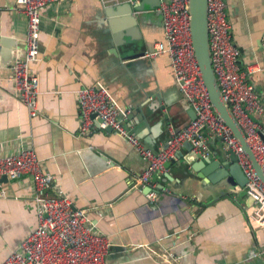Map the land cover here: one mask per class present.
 I'll list each match as a JSON object with an SVG mask.
<instances>
[{
    "label": "crops",
    "instance_id": "crops-1",
    "mask_svg": "<svg viewBox=\"0 0 264 264\" xmlns=\"http://www.w3.org/2000/svg\"><path fill=\"white\" fill-rule=\"evenodd\" d=\"M152 2L46 5L41 59L32 66L41 91L39 115L32 118L12 81L13 67L25 54L27 19L17 0H0V155L35 150L54 177L50 193L69 195L87 211L88 223L109 237L107 264H264V225L250 220L254 204L245 187H229L228 177L214 182L176 155L154 177L168 191L153 202L148 188L136 184L147 161L130 141L97 120L82 130L77 90L97 82L129 109L125 128L155 151L166 145L170 127L178 130L193 119L168 55L139 58L164 36L161 2ZM227 4L238 61L243 68L254 66L249 80L264 105V0ZM127 43L133 46L128 54L137 57H126ZM254 120L264 133V119ZM207 145L200 159L215 160L228 150L220 137L208 138ZM179 151L191 152L186 144ZM33 195L29 175L0 179V261L37 228Z\"/></svg>",
    "mask_w": 264,
    "mask_h": 264
},
{
    "label": "built area",
    "instance_id": "built-area-1",
    "mask_svg": "<svg viewBox=\"0 0 264 264\" xmlns=\"http://www.w3.org/2000/svg\"><path fill=\"white\" fill-rule=\"evenodd\" d=\"M63 1L70 0H17L19 9L27 19V35L24 57L13 67V91L32 118L39 115L38 99L41 94L39 80L32 66L41 59L39 36L42 10L48 4ZM137 1L99 0L104 6L136 4ZM189 1L161 2L158 10L162 16L163 39L155 42L139 58L168 55L174 80L184 100L194 110L195 117L178 130L170 127L166 145L155 151L144 146L125 128L123 120L129 109L122 106L105 85L97 82L77 90L81 127L82 130H88L97 120L102 129L110 127L130 141L147 161L145 169L137 175L136 184L148 188L147 196L153 202L160 191H168L167 188L159 187L154 177L166 172L167 162L176 158L182 146L190 143L191 151L202 156L208 151V138L220 137L225 148L236 154L247 178L246 193L253 198L254 204L249 218L263 226L264 183L257 176L253 162L230 127L217 115L211 104L192 44ZM207 8L210 57L221 99L236 118L246 142L264 171L261 124L254 120V117L264 119V105L255 85L249 80L254 66L243 68L238 61L239 49L233 40L227 0H207ZM24 175L33 179L38 226L0 264H107L109 237L88 223L87 211L77 208L69 195L50 193L54 177L44 169L35 150L25 148L17 153L0 155V179L6 176L15 180ZM1 194L5 195V192L1 191ZM168 255L172 257V253L168 252Z\"/></svg>",
    "mask_w": 264,
    "mask_h": 264
},
{
    "label": "water",
    "instance_id": "water-1",
    "mask_svg": "<svg viewBox=\"0 0 264 264\" xmlns=\"http://www.w3.org/2000/svg\"><path fill=\"white\" fill-rule=\"evenodd\" d=\"M159 2L161 1L153 0L152 4H156ZM189 5L191 15L190 30L194 53L202 74V79L209 93L211 104L214 107L217 115L230 127L234 136L241 144L242 149L246 152L248 157L253 162L257 176L264 183L263 169L257 162L254 153L246 142L245 135L240 128L236 118L233 116L228 106L221 99L220 88L212 68L210 57L209 35L207 26V0H190ZM132 50V44L127 43L124 47V53H127L126 57H137L136 53H132V55L128 54L129 51ZM192 112L195 117V112L193 109ZM106 130L112 131L110 127L106 128ZM260 134L264 140V133L260 132ZM186 145L187 148L191 151L190 143H186ZM225 156H227V159H224ZM177 158L183 159L187 163L191 164L193 170L195 171L202 170L203 173L207 174L214 182L223 181L228 177L229 181L231 182V185L229 187L231 188L235 185L245 187L247 183V178L238 163L236 154L232 150H224L223 154L219 155L215 160L200 159L201 155L192 151L185 155H183L179 151L177 153ZM173 161L174 158L168 161L166 167L169 168L171 165L170 163ZM1 180L7 181L8 178L6 176H3ZM250 200L253 201V198L250 197Z\"/></svg>",
    "mask_w": 264,
    "mask_h": 264
}]
</instances>
